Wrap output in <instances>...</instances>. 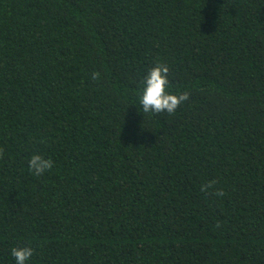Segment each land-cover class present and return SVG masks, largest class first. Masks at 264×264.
Masks as SVG:
<instances>
[{
	"label": "trees",
	"instance_id": "1",
	"mask_svg": "<svg viewBox=\"0 0 264 264\" xmlns=\"http://www.w3.org/2000/svg\"><path fill=\"white\" fill-rule=\"evenodd\" d=\"M0 150V264H264V0H0Z\"/></svg>",
	"mask_w": 264,
	"mask_h": 264
},
{
	"label": "clouds",
	"instance_id": "2",
	"mask_svg": "<svg viewBox=\"0 0 264 264\" xmlns=\"http://www.w3.org/2000/svg\"><path fill=\"white\" fill-rule=\"evenodd\" d=\"M92 79L94 81L99 80L100 74L93 72ZM142 83L143 89L140 94L139 104L145 114L158 115L167 113L172 115L189 99L188 92L173 94L169 91V68L164 63H157L152 67L148 71L147 76L143 78ZM0 155H2V150H0ZM53 167V161L40 154H34L28 160L29 171L36 176L43 175ZM214 185L215 182L209 181L201 187V191L205 193L211 192V194L216 196H224V191L214 190ZM11 256L15 259V264H27L33 256V249L31 247H13Z\"/></svg>",
	"mask_w": 264,
	"mask_h": 264
}]
</instances>
